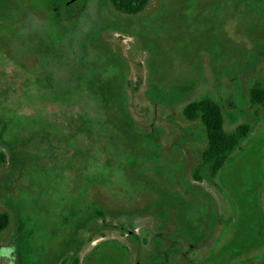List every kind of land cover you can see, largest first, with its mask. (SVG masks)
Listing matches in <instances>:
<instances>
[{
    "label": "rangeland",
    "instance_id": "1",
    "mask_svg": "<svg viewBox=\"0 0 264 264\" xmlns=\"http://www.w3.org/2000/svg\"><path fill=\"white\" fill-rule=\"evenodd\" d=\"M256 81L264 0H0V264H264ZM204 96L251 133L196 181Z\"/></svg>",
    "mask_w": 264,
    "mask_h": 264
},
{
    "label": "trees",
    "instance_id": "2",
    "mask_svg": "<svg viewBox=\"0 0 264 264\" xmlns=\"http://www.w3.org/2000/svg\"><path fill=\"white\" fill-rule=\"evenodd\" d=\"M108 1L116 10L126 14H138L149 3V0ZM248 98L251 105L264 109V82L256 81L253 83L249 89ZM182 114L189 122L199 121L206 138V145L200 155V166L194 170L193 179L196 181L211 180L226 165L230 156L241 148L251 133V126L248 123H242L233 130H227L224 121V106L220 101L210 96L189 101L184 106ZM9 223V212H0V233L8 227ZM65 263L64 260L62 264ZM77 263V258H74L71 264Z\"/></svg>",
    "mask_w": 264,
    "mask_h": 264
}]
</instances>
